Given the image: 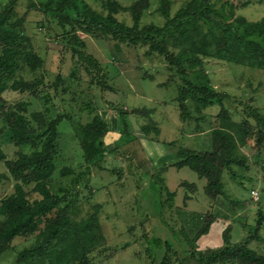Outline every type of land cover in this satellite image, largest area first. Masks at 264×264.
I'll list each match as a JSON object with an SVG mask.
<instances>
[{
  "label": "rangeland",
  "instance_id": "obj_1",
  "mask_svg": "<svg viewBox=\"0 0 264 264\" xmlns=\"http://www.w3.org/2000/svg\"><path fill=\"white\" fill-rule=\"evenodd\" d=\"M44 1L47 0H19L11 20L14 22L23 18L24 23L19 32V67L14 74L3 73L1 77L5 85V108L0 110V146L9 159L17 157L20 148L6 134V113L10 105L21 99L32 102L31 110L49 107L46 112L49 118L66 115L59 126L61 155L51 184L53 191L65 195L72 191L73 182L71 175H60L61 168L69 166L76 171L86 168L80 124L92 121L98 113L105 117L110 127L106 135V144L110 148L106 168H94L90 175L81 179L79 195L71 211V217L79 223L80 229L85 227L83 221L98 213L99 232L103 238L93 248L94 263L159 264L168 252L166 241L169 240L173 245L169 253L175 260L173 264H181L175 253L179 245L170 228L158 215L159 210L154 207L150 186V179L157 175V166L174 159L177 148L168 145L169 142L212 151L215 135L225 133L235 138L239 151L247 156L251 169L240 182L225 174L227 196L211 201L204 192L205 179H200L188 167H171L165 174L166 183L171 189H177L182 181L189 180L197 182L199 190L194 205L191 202L187 208L184 206V189L181 187L177 197L179 206L170 215L166 213L167 222L193 238L207 212L212 211L221 218L226 217V222L220 218L217 223H225L224 229L232 225L233 242L251 236L264 213V142L260 141L256 119L248 113V108L251 106L264 116V70L206 58L203 69L210 76L212 85L227 95L225 108L230 118L220 117L221 105L199 112L194 102L189 100L193 117L184 120L177 100L181 81L175 72L169 70L164 56L150 52L147 44L133 45L102 34L79 31L80 37L86 42L84 49L97 58L103 67V79L109 86L103 88L94 80L97 72H89L74 57L70 41L71 27L61 26L57 19L47 15L41 5ZM87 1L99 11L105 10L104 1L107 0ZM117 1L123 6H130L136 0ZM186 1L172 0V14ZM230 1L237 15H244L250 20L264 17V0ZM9 2L0 0V10ZM150 3L141 19V26L150 23L164 25L166 18L159 12L160 0H150ZM33 4L36 7L31 8ZM117 16L130 25L134 24L130 11H120ZM2 51L3 44L0 41V53ZM29 53L43 60L35 71L28 65ZM74 68L76 73L73 77ZM22 80L39 84L34 91L23 93L13 86ZM35 92L40 98L35 97ZM45 93L50 97L48 104L44 103ZM88 104L92 105L93 111L86 108ZM120 111L130 114L133 137L122 134ZM246 119L250 121L249 126L245 124ZM145 125L150 128V132L146 137H141L136 131H142ZM138 140L140 142L137 143ZM141 140L149 146L145 148ZM0 172L8 175L7 179L0 182L1 202L14 191L17 179L9 172L5 161L0 162ZM27 189L32 197L39 196L33 191V186ZM253 190L259 192L257 198L252 194ZM222 233L218 246L223 244ZM258 235L264 237V223ZM155 239L161 242L157 244ZM202 239L199 240V247L206 249L201 244ZM35 241V235L18 237L11 249L0 256V264H23L18 262L19 253ZM250 246L264 252V240H253Z\"/></svg>",
  "mask_w": 264,
  "mask_h": 264
},
{
  "label": "trees",
  "instance_id": "obj_2",
  "mask_svg": "<svg viewBox=\"0 0 264 264\" xmlns=\"http://www.w3.org/2000/svg\"><path fill=\"white\" fill-rule=\"evenodd\" d=\"M18 1L10 0L0 10V41L3 44L0 53V110L5 108L2 74H14L19 67V32L24 21L23 18L11 21ZM41 5L45 13L57 19L61 26L71 27L70 41L74 57L89 72H97L98 76L94 80L103 88H109L103 79V67L97 58L86 52V42L80 37L79 31L92 35L102 34L133 45L147 44L150 52L164 56L169 70L175 72L181 81L177 100L184 120L193 117L189 100L194 102L199 112L221 105L220 117L230 118L225 108L227 95L212 85L210 76L203 69L206 58L264 70V17L250 20L244 15H237L230 0H187L175 14H172V0H160L159 12L166 18L164 25L150 23L144 26L140 22L151 5L150 0H136L130 6H123L117 0H107L104 1L103 11L94 8L87 0H47ZM34 7L35 4L31 5V8ZM120 11H130L134 24L121 20L117 16ZM27 62L35 71L43 60L29 53ZM75 73L76 68L72 71L73 77ZM38 84L22 80L13 86L25 93L34 91ZM34 95L40 98L38 93ZM44 97V103L48 104V93ZM31 105V101L21 99L10 105L6 113V134L20 150L16 158L9 159L0 146V162L5 161L9 172L17 179L14 191L0 202V256L11 249L18 237L35 235V243L19 253V263L95 264L93 248L103 238L99 232L98 213L83 221L85 227L80 229L79 223L72 219L71 211L79 195L81 179L90 175L94 168H106L110 152L106 135L110 127L100 113L92 121L80 124L86 168L82 171L69 166L61 168L60 175L72 176L73 187L71 192L60 195L53 191L51 184L61 155L59 126L66 115L49 118L46 113L49 107L45 110H31ZM86 108L94 110L90 104ZM248 109V113L256 119L260 141L264 142V116L251 106ZM119 117L122 134L131 137L133 128L130 114L120 111ZM245 124L250 125L249 119L245 120ZM149 132L150 128L145 125L140 136L146 137ZM168 145L177 148L174 159L157 166V175L150 179V186L154 207L159 210L158 215L170 228L181 250H175L177 260L181 264H264V252L250 246L253 240H264V237L258 235L264 223V213L258 220L257 230L251 236L233 242L232 225L229 224L222 233L223 244L206 249H200L198 242L202 236L211 233L213 224L220 216L212 211L207 212L208 215L204 217L193 238L165 219L167 212L170 215L179 206V190H172L166 183L165 174L171 167H188L200 179H205L204 192L211 201L227 196L225 174L234 181L245 179V173L251 167L247 156L239 151L235 138L225 133L215 135L212 151L192 149L181 146L179 142H169ZM7 178L6 173L0 172V182ZM180 185L184 189V206L188 207L199 185L189 180L182 181ZM28 186H33V191L39 196L32 197ZM154 242L159 244L161 240L155 239ZM166 244L168 252L159 264H173L175 261L169 255L173 249L171 241H166Z\"/></svg>",
  "mask_w": 264,
  "mask_h": 264
},
{
  "label": "crops",
  "instance_id": "obj_3",
  "mask_svg": "<svg viewBox=\"0 0 264 264\" xmlns=\"http://www.w3.org/2000/svg\"><path fill=\"white\" fill-rule=\"evenodd\" d=\"M136 133H138L139 135L141 134V131L140 130H138V131H136ZM138 142H140L139 140L137 141V143ZM141 145H143L145 148L146 147H148L149 146V144L147 143H144V141L143 140H141ZM109 147V146H108ZM110 149V148H109ZM174 157V156H173ZM164 162V161H163ZM169 172V171H168ZM170 187V186H169ZM171 188V187H170ZM180 188H181V186H180V184H179V187L177 188L178 190H179V192H180ZM177 189H172V190H177ZM199 198V197H198ZM196 199H197V196L196 195H194V197H193V199H191L190 200V202H189V205L188 206H190V203L192 202V205H194V203H195V201H196ZM187 208H189V207H187ZM221 218V217H220ZM220 218H218V220L220 219ZM222 219V221H225L226 220V217H224V218H221ZM218 220L213 224V228H212V231H211V233L210 234H208V235H204V236H202V240H201V244L203 245V246H205V248H209V247H216V246H218L220 243H221V239H220V237L219 236H221V233H222V231H223V229H224V224L225 223H223L222 221V225H219V224H217L218 223ZM226 222V221H225ZM214 230H215V234H214ZM203 242V243H202ZM198 244H200V242L198 243Z\"/></svg>",
  "mask_w": 264,
  "mask_h": 264
},
{
  "label": "built area",
  "instance_id": "obj_4",
  "mask_svg": "<svg viewBox=\"0 0 264 264\" xmlns=\"http://www.w3.org/2000/svg\"><path fill=\"white\" fill-rule=\"evenodd\" d=\"M252 194H253L254 196H256V198H257V196H258L259 192H257V191H255V190H253V191H252Z\"/></svg>",
  "mask_w": 264,
  "mask_h": 264
}]
</instances>
